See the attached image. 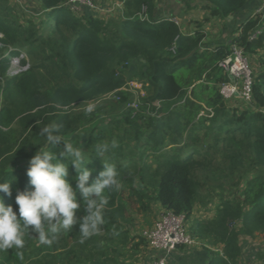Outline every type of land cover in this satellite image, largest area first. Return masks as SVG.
Segmentation results:
<instances>
[{"label": "trees", "instance_id": "1", "mask_svg": "<svg viewBox=\"0 0 264 264\" xmlns=\"http://www.w3.org/2000/svg\"><path fill=\"white\" fill-rule=\"evenodd\" d=\"M39 1L47 16L45 33L23 25L7 0H0V53L4 52L0 54V182L13 181L11 196L0 193L5 204L18 209V191L31 190L27 170L43 143L39 127L51 123L59 124L60 134L75 147L83 146L88 156L93 155L86 165L93 172L92 179L104 168L102 159L94 156L96 144L112 141L104 140V132L118 128L123 140L134 141L136 151L132 154L124 152L118 142L104 160L117 167L122 186L129 175H139L132 191L141 207L146 195L139 190L148 175L142 172L143 167H136L134 156L138 150L151 148L157 167L149 176L159 202L187 219L203 185L195 173L211 163L209 149L222 143L233 154L245 153V175L255 173L246 180L242 199H226L219 206L212 225L222 247L208 252L206 264H237L242 254L240 232L232 223L242 221L248 235L264 231V55L260 60L263 69L253 84L252 103L242 109L230 108L219 92V83L226 77L218 67L229 46L219 43L212 51L202 50L200 36L185 34L170 18L154 15L155 0H124L116 30L103 18L71 11L63 5L64 0ZM207 1L215 6L212 13L223 17L246 15L256 2ZM143 6L148 8L147 20L138 17ZM260 27L259 36L249 39L250 31ZM239 28L242 31L237 40L247 53L264 46L261 17L247 19ZM23 52L29 54L31 63L24 70L9 73L8 55ZM135 59L145 61L140 78L151 87V94L139 101L138 109L128 105L129 92L120 89L125 84L127 65ZM204 60L200 72L192 76L193 66ZM182 68L188 71L177 77L175 72ZM205 73L206 81L202 79ZM114 90L120 96L121 115L113 118L109 127L99 128L104 123L100 116L85 126L97 112L86 114L72 104ZM208 138L213 142L207 143ZM63 161L67 163V158ZM75 175L70 165L68 179L73 186ZM120 190L105 193L109 202L102 229L128 243L123 229L127 206L120 200ZM83 215L79 210L73 230L60 234L51 245L26 235L25 247L20 250L23 258L10 249L0 252V264H113L109 254L102 256L90 248L91 239L80 243L79 218Z\"/></svg>", "mask_w": 264, "mask_h": 264}, {"label": "rangeland", "instance_id": "2", "mask_svg": "<svg viewBox=\"0 0 264 264\" xmlns=\"http://www.w3.org/2000/svg\"><path fill=\"white\" fill-rule=\"evenodd\" d=\"M101 7L100 16L112 29H117L118 23L122 19L118 9L124 5V0H96ZM7 4L13 7L12 12L20 18V22L25 25H31L38 33H45L46 30V14L39 0H7ZM154 15L156 17H177L181 21V32L192 36H200L202 50L212 51L216 45L226 39L228 33H235L236 27L230 24L228 17L215 15L212 13L214 4L207 0H155ZM148 11V8H147ZM233 16V15H230ZM229 16V17H230ZM110 19V20H109ZM236 24V23H235ZM2 37V34H0ZM3 43L0 41V46ZM4 52H1L2 54ZM250 62L252 63L256 74L263 68L260 60L264 55V46L258 48L255 53L249 52ZM7 54H5L6 56ZM4 56V57H5ZM2 57L0 56V60ZM9 66L7 71L11 74L17 73L28 67L31 63L29 54H9ZM40 59V58H39ZM25 60V62H23ZM145 61L135 59L131 65H127L125 71V84L123 90L129 92V99L138 100V102L151 94V87L147 83H143L140 78V69ZM205 63L204 61L196 62L190 74L195 76L200 72L199 68ZM3 64H0V68ZM186 68L177 69L175 72L180 77L181 72H187ZM203 80H207V74L202 76ZM181 80V79H179ZM182 81V80H181ZM198 85L201 83L197 82ZM197 90H200L198 88ZM117 90L103 92L87 101L97 104L94 112L87 125H91L97 117H102L104 123L99 125L103 128L111 120L119 117L122 113V105ZM249 104L242 102H234L229 105L230 108L242 109L243 106ZM251 106V105H250ZM61 107V105H59ZM74 109L83 110L84 105L81 102L72 104ZM138 109V108H137ZM252 109V108H251ZM114 127V126H113ZM104 140H117L123 147V151L131 153L136 151L134 141L122 138V130L113 128L112 132H104ZM207 143L213 140L206 139ZM134 156L136 167H143L142 172L146 173V182L144 188L140 189V193H145V206L141 207L137 201L135 193H133V185L138 183L139 175L131 176L123 184L120 190V200L127 206V218L123 222V229L127 231L128 243L121 240L115 234H107L102 229L99 235L92 236L90 239V248H94L100 255L109 254L113 264H148L152 258V250L146 240L141 236L144 229L151 227L160 213L165 210L158 200L155 186L151 182L150 174L157 167L154 151L148 148L145 152L138 150ZM132 154V153H131ZM208 157L211 163L204 169H199L195 173V177L200 180L203 185L198 189V195L192 215L185 218V229L195 241V246L199 250L203 249L207 252L222 247L219 236L213 231L212 222L215 220L219 206L226 199L238 200L243 198V190L246 180L253 174L249 172L245 175V153L236 155L231 153L222 143L216 147L209 149ZM233 227L240 232L239 244L242 254L237 264H264V252H257L256 249L264 250V231L257 230L253 235L245 234L242 221L236 220L232 223ZM198 233V235H194ZM250 244L249 250L247 245ZM184 246V245H182ZM182 249V248H181ZM184 251L185 246H184ZM254 249V250H253ZM192 257V258H191ZM190 261L186 264H202L195 255L191 256Z\"/></svg>", "mask_w": 264, "mask_h": 264}, {"label": "clouds", "instance_id": "3", "mask_svg": "<svg viewBox=\"0 0 264 264\" xmlns=\"http://www.w3.org/2000/svg\"><path fill=\"white\" fill-rule=\"evenodd\" d=\"M81 104L86 114H92L97 108L96 103L87 100ZM38 135L43 143L27 170L31 190L18 191L15 197L18 209L6 205L4 196L0 195V252L12 249L21 259L26 235L35 237L40 244L51 245L60 234L73 230L81 209L84 215L79 218L80 243L99 235L109 202L105 193L119 191L122 186L117 167L104 160L106 153L119 146L117 140L96 144L94 156L102 159L104 168L92 179L93 172L86 165L93 155L88 156L83 146L75 147L65 139L59 124L39 127ZM63 158H67V163ZM70 165L76 172L75 186L68 179ZM12 182H0V193L11 196Z\"/></svg>", "mask_w": 264, "mask_h": 264}, {"label": "built area", "instance_id": "4", "mask_svg": "<svg viewBox=\"0 0 264 264\" xmlns=\"http://www.w3.org/2000/svg\"><path fill=\"white\" fill-rule=\"evenodd\" d=\"M63 5L71 11L83 15L86 12L95 17L100 16L101 7L96 0H64ZM123 7L118 9L122 15ZM138 17L142 20L148 19L147 7L143 6ZM264 22V0H256L248 14L245 12L233 15L227 18L230 24L236 27L235 33H228L226 39L221 43L229 46V53L226 57L219 60L218 67L222 69L226 79L219 83V92L228 105L234 102L251 104L253 101V84L256 77L255 69L250 62V55L241 45L237 37L240 35L242 28L240 25L247 19L260 18ZM179 26L182 25L177 17L170 18ZM235 22V23H233ZM260 25V24H259ZM262 32V27L252 30L249 33V39H255ZM175 52V46L172 47ZM122 89V88H120ZM129 106L138 108L139 102L133 99L128 103ZM141 235L146 239L152 250V258L148 264H168V255L176 250L179 246L184 245L189 253H192L195 241L185 229L184 214H177L172 210H163L155 223L142 231ZM257 252L264 250L256 249Z\"/></svg>", "mask_w": 264, "mask_h": 264}, {"label": "crops", "instance_id": "5", "mask_svg": "<svg viewBox=\"0 0 264 264\" xmlns=\"http://www.w3.org/2000/svg\"><path fill=\"white\" fill-rule=\"evenodd\" d=\"M229 22V20H228ZM144 61V60H143ZM250 244L247 245V249L249 250ZM186 249V247H185ZM254 250V249H253ZM264 252V251H263ZM195 255L197 258H199V262H202V264H206L208 262L209 256L208 252L201 249L199 250L198 247H194L192 253H189L188 251H184V249H181L178 247L176 250L172 251L168 257V264H186L188 261L191 260V256ZM191 257V258H189Z\"/></svg>", "mask_w": 264, "mask_h": 264}]
</instances>
